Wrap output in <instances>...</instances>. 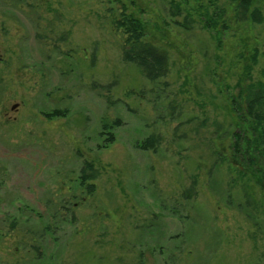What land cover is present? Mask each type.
Segmentation results:
<instances>
[{
	"label": "rangeland",
	"instance_id": "obj_1",
	"mask_svg": "<svg viewBox=\"0 0 264 264\" xmlns=\"http://www.w3.org/2000/svg\"><path fill=\"white\" fill-rule=\"evenodd\" d=\"M119 1L168 57L161 93L123 60L116 0H0V264H264V189L212 156L233 129L224 92L264 83V0L258 23L218 0L222 37L195 3Z\"/></svg>",
	"mask_w": 264,
	"mask_h": 264
},
{
	"label": "trees",
	"instance_id": "obj_2",
	"mask_svg": "<svg viewBox=\"0 0 264 264\" xmlns=\"http://www.w3.org/2000/svg\"><path fill=\"white\" fill-rule=\"evenodd\" d=\"M116 1L121 4V8L119 9V16L113 19V25L115 31L120 32L123 36V60L140 69L145 80L157 84L156 88L161 93L165 84H159V81L167 74L168 57L163 50L146 42L145 24L132 14H128L127 8L119 0ZM201 1L180 0V3L184 5L189 3L199 5L198 11L200 14L205 12L200 17L203 21V27L217 36L226 35L234 23L227 18L225 10L220 11L219 7H217L218 0H213L214 2L208 1L210 3L205 8L200 5ZM224 1L234 7L237 23L238 21L258 23L261 20L258 10L252 9L250 0ZM211 9L213 12H210ZM177 12L178 9L176 8V12L172 14L173 17L178 16ZM184 23L187 24L188 19ZM250 60L254 62L255 56H252ZM228 91L226 90L224 95L228 103V109L232 114L230 126L233 129L228 136L227 142L212 149V156L215 159L214 163L225 165L228 168V172H232L235 175L234 177H237L233 184L235 182H252L255 186L264 189V83L248 84L247 78L244 76L237 81L234 91ZM156 96L159 99L161 94L158 96V93H156ZM105 99L110 104L108 98ZM166 107L171 108V104ZM171 110L173 111V109ZM64 115L65 113L59 110L52 112L54 117H63ZM119 126L120 124L117 120L102 123V131L99 135L104 138L106 145L99 146L100 148H106L114 143L115 137L112 130ZM160 141L161 138L159 136L151 135L142 141H136L133 145L137 150L155 151ZM96 175L97 172L93 163L84 162L80 170V176L76 181L77 187L92 195L95 192V188L88 182L95 180ZM242 186L244 187V185ZM193 194V190L189 189L185 195L190 198ZM72 219H75V217L72 216Z\"/></svg>",
	"mask_w": 264,
	"mask_h": 264
},
{
	"label": "water",
	"instance_id": "obj_3",
	"mask_svg": "<svg viewBox=\"0 0 264 264\" xmlns=\"http://www.w3.org/2000/svg\"><path fill=\"white\" fill-rule=\"evenodd\" d=\"M15 108V107H14Z\"/></svg>",
	"mask_w": 264,
	"mask_h": 264
}]
</instances>
